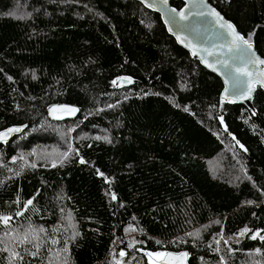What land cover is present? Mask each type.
Masks as SVG:
<instances>
[{
    "label": "trees",
    "instance_id": "1",
    "mask_svg": "<svg viewBox=\"0 0 264 264\" xmlns=\"http://www.w3.org/2000/svg\"><path fill=\"white\" fill-rule=\"evenodd\" d=\"M208 1L264 59V0ZM222 89L136 0H0V264H264V90Z\"/></svg>",
    "mask_w": 264,
    "mask_h": 264
},
{
    "label": "water",
    "instance_id": "2",
    "mask_svg": "<svg viewBox=\"0 0 264 264\" xmlns=\"http://www.w3.org/2000/svg\"><path fill=\"white\" fill-rule=\"evenodd\" d=\"M140 2L145 8L158 13L160 18L166 28V31L171 35L177 42V44L185 49L192 58L196 59L204 68L210 72L217 75L223 84V89L220 94V98L234 104H243L247 107L252 108V100L256 92L257 86L264 90V86L260 83H255L257 79L264 80V77H259L258 73L264 72V65L258 64H247V70L253 73L252 87L254 91L251 93V99H245L244 96L240 95L241 91L247 88L246 84H242L240 89L234 90L232 87L231 79L233 74H229V70L224 69L219 60H227L230 65L244 66L243 60H237L239 54L236 52H229L228 45L231 43V36L227 35L228 29L219 27L217 23V18L215 16L200 15L201 12H211L213 9L223 17L221 23L227 22L231 23L236 32L241 35L244 39L245 37L236 29L235 25L227 20L216 8H214L208 0H184V5L180 9H176L170 5V0L165 3L164 0H136ZM184 12L188 19H181L178 13ZM252 45V52L255 56L263 59L255 50L254 44ZM207 50V51H205ZM209 52H214V55H209ZM195 53V55L193 54ZM203 57V59H201ZM215 67V71L213 70ZM242 80H247V77L241 78ZM226 80L229 82L226 83ZM114 81H116L115 86L117 88L129 87L134 84L135 80L126 75L117 76ZM228 90V100H224L225 90ZM77 109L74 113L68 111V109ZM54 109L55 111H50ZM79 107L68 103H51L47 106V116L51 121L60 122L64 120L74 119L79 114ZM59 117V118H57ZM26 125H12L0 131V133H7V136L0 139V142H7L13 138L14 135L19 134L21 130ZM9 129H20L16 132H8ZM165 252L179 254L181 252H186L181 250L178 252L167 250ZM154 261L157 258L152 257ZM189 254L185 261L188 264ZM159 264V262H157Z\"/></svg>",
    "mask_w": 264,
    "mask_h": 264
},
{
    "label": "snow or ice",
    "instance_id": "3",
    "mask_svg": "<svg viewBox=\"0 0 264 264\" xmlns=\"http://www.w3.org/2000/svg\"><path fill=\"white\" fill-rule=\"evenodd\" d=\"M164 2L166 3L167 0H164ZM178 15L180 16L181 19H188V17L185 15L184 12H180L178 13ZM200 15L202 16H207V15H211V16H215L217 18V23L219 24V27L221 28H226L230 31H228L227 35L231 36V43L228 45V51L229 52H236L239 55L237 57H235V59L243 60V65L244 66H235V65H230L229 62L227 60H219L218 62L220 63V65L224 68L229 70V74H233L232 75V79H231V83H232V87L234 90L236 89H240L242 84H246L247 88L244 91L240 92V95L244 96L245 99H251V93L254 91L252 84L254 83L252 77H253V73L249 72L247 70V64H258V65H264V59H260L258 57L255 56V53L252 52V45L250 44L249 40L244 39L241 35H239L234 26L231 23H227V22H223L221 23L220 21L223 20V17L220 16V14L218 12H216L214 9L211 12H201ZM207 51V50H205ZM195 55V53H193ZM214 52H209V55H214ZM203 59V57L201 58ZM213 70L215 71V67H213ZM259 77H264V72H260L258 73ZM247 77V80H242L241 78ZM35 78V76L33 77ZM229 81L226 80V83H228ZM116 81H113V84H115ZM255 83H260L262 86H264V80H259L257 79L255 81ZM224 100H228V90H225V96L223 97ZM228 102H233V101H228ZM50 111H55L54 109H50ZM68 111L71 112H75L77 111V109H68ZM255 114V113H253ZM59 118V117H57ZM222 121V118H221ZM16 131H20V129H9L8 132H16ZM7 136V133H0V139H3L4 137ZM97 139H99V137H97ZM233 139H235V137H233ZM6 142V141H5ZM241 147H243L241 145ZM67 157V154H65V158ZM80 163H85V161L83 159L80 160ZM55 166V164L53 165ZM34 167V165H33ZM113 199H115V196L113 195L112 197ZM32 204V200H28L26 203V207ZM23 213H17V215H22ZM11 220V217L9 216H0V222H2L5 226H8L9 221ZM40 232L45 231V229L40 228L39 229ZM130 231H135V229H130ZM249 231V229H244L243 231H241L240 235L243 236L245 235L247 232ZM189 236H193L195 238L199 237V233H189ZM260 236V234L257 232L256 234L251 236V239H257V237ZM261 240H264V237H260ZM55 243V241H53ZM159 243V241H158ZM217 243H219V241H217ZM225 243H227V241H225ZM7 250V249H5ZM39 250V246H37V251ZM65 251H67V249H65ZM18 255V254H16ZM33 255H35V253H33ZM121 256H124L125 253L122 251L120 253ZM146 256L149 257V264H157V262H159V264H185V261L187 259L188 253L186 252H181L179 254H173V253H168V252H156V253H152V252H146L145 253ZM152 257H156L157 261H153Z\"/></svg>",
    "mask_w": 264,
    "mask_h": 264
},
{
    "label": "rangeland",
    "instance_id": "4",
    "mask_svg": "<svg viewBox=\"0 0 264 264\" xmlns=\"http://www.w3.org/2000/svg\"><path fill=\"white\" fill-rule=\"evenodd\" d=\"M156 258V257H155Z\"/></svg>",
    "mask_w": 264,
    "mask_h": 264
}]
</instances>
